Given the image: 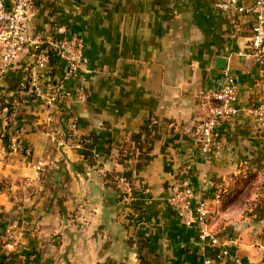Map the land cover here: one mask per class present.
Segmentation results:
<instances>
[{"label":"crops","instance_id":"1","mask_svg":"<svg viewBox=\"0 0 264 264\" xmlns=\"http://www.w3.org/2000/svg\"><path fill=\"white\" fill-rule=\"evenodd\" d=\"M252 23L213 0H37L31 28L79 36L86 63L62 81L73 131L46 132L27 56L0 78V264H264V126L246 112L264 98ZM227 76L238 111L214 133L222 147L200 154L195 95ZM251 176L260 187L248 195ZM184 178L213 213L217 245L166 202Z\"/></svg>","mask_w":264,"mask_h":264},{"label":"built area","instance_id":"2","mask_svg":"<svg viewBox=\"0 0 264 264\" xmlns=\"http://www.w3.org/2000/svg\"><path fill=\"white\" fill-rule=\"evenodd\" d=\"M37 0H0V78L15 64L16 60L27 56L23 64L26 74L27 94L37 100L46 112V132H55L60 127L63 110L59 104L68 103L69 96L62 90V81L73 79L86 63L83 56L82 40L77 35L54 36L34 31L30 26L34 4ZM214 6L230 19L237 14L253 17L252 34L249 40V54L259 66H264V0H213ZM51 58L63 65L62 80L53 82L50 78ZM239 94L237 83L227 76L221 85L214 89L200 90L195 95L197 104L203 108L204 117L194 133L195 147L200 154L222 147V142L214 133L224 120L234 116L238 108ZM255 120L264 126V98L256 105L246 108ZM74 130L75 126L68 127ZM11 147L17 148V140L11 138ZM263 175L264 170L256 169ZM121 181L124 179L121 177ZM127 198L131 202V186L127 183ZM220 192L214 199L220 201ZM194 188L187 178L176 180L171 187L167 204L176 212L180 223L185 227H195L202 243L218 244L212 228L213 213L204 202H194ZM226 249H220L217 257L227 256Z\"/></svg>","mask_w":264,"mask_h":264},{"label":"trees","instance_id":"3","mask_svg":"<svg viewBox=\"0 0 264 264\" xmlns=\"http://www.w3.org/2000/svg\"><path fill=\"white\" fill-rule=\"evenodd\" d=\"M50 62H51V66H52L51 73H50V78L52 79L53 82H56V78H55V76H56L55 75V69H56L55 68V64H56V62H55L54 58H51ZM59 106L63 110V114H62L63 117L65 116L66 118H68V120H70V121H68L66 123L60 122V125H62V129L64 131H68V127H69L70 124L75 125V120H73V117H72L71 114H69V112H66V104L65 103H61V104H59Z\"/></svg>","mask_w":264,"mask_h":264},{"label":"rangeland","instance_id":"4","mask_svg":"<svg viewBox=\"0 0 264 264\" xmlns=\"http://www.w3.org/2000/svg\"><path fill=\"white\" fill-rule=\"evenodd\" d=\"M44 125H45V122H44ZM254 177V178H253ZM248 180H247V183H249V184H247L246 183V185H244L245 187H246V189H247V191H246V193L249 195L253 190L255 191V189H258L260 186V184H258L257 182H259V181H257L258 179L256 178V176H251V177H248L247 178ZM254 181V182H253ZM255 183L257 184V185H255ZM262 188V187H261ZM125 193H126V191H124ZM125 196H127V195H125ZM123 198V197H122ZM126 203V202H125ZM127 204H130L129 202H127ZM264 228V227H263ZM263 236H264V232H263ZM263 240H264V237L262 238Z\"/></svg>","mask_w":264,"mask_h":264}]
</instances>
